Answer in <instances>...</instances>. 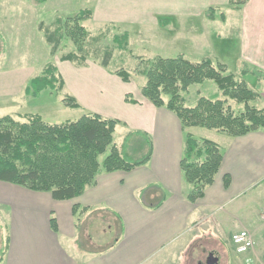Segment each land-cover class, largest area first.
<instances>
[{
    "label": "crops",
    "instance_id": "crops-1",
    "mask_svg": "<svg viewBox=\"0 0 264 264\" xmlns=\"http://www.w3.org/2000/svg\"><path fill=\"white\" fill-rule=\"evenodd\" d=\"M228 2L97 0L96 6L101 21L124 23L143 33L145 55L183 56L190 62L211 58L232 72L244 65L260 72V81L246 78L258 95L250 106L262 109L264 0H248L238 9ZM208 9L214 10L213 19L205 16ZM160 21L167 23L162 26ZM222 33L224 42H220ZM58 70L64 77V95L72 97L84 113L119 121L125 134H146L152 143L151 158L131 172L98 175L93 186L71 200L55 201L49 193L0 182L4 218L0 238L3 229L6 236L0 264H185L184 256L214 210L231 205L250 190L261 189L264 198L263 130L234 138L205 130L222 149V162L203 198L190 203L186 196L191 188L180 170L184 135L175 114L155 108L140 96V89L100 66L75 68L65 63ZM33 76L21 65L0 67V118L25 114L24 90ZM126 96L134 103L126 102ZM8 110L9 114L3 113ZM195 130L189 131L193 135ZM259 235L264 246V235ZM255 245L259 246L256 241ZM252 257L264 260L263 247L242 260L249 263Z\"/></svg>",
    "mask_w": 264,
    "mask_h": 264
},
{
    "label": "trees",
    "instance_id": "trees-1",
    "mask_svg": "<svg viewBox=\"0 0 264 264\" xmlns=\"http://www.w3.org/2000/svg\"><path fill=\"white\" fill-rule=\"evenodd\" d=\"M247 1L229 0L228 5L238 9ZM90 16L91 12L82 11L65 21L56 19L52 26L39 24L38 30L49 47L51 57L57 54L62 40L67 37L80 56L67 54L60 58L61 62L74 63L76 67L83 68L86 60L91 58L94 62L99 60V66L107 69L112 49L100 46L107 37V31L91 37L81 25ZM205 16L213 19L214 10L208 9ZM166 23L159 22L162 26ZM127 36L124 33L121 38H113L122 50L125 49ZM115 75L123 83L130 80L124 70L115 72ZM138 75L146 79L140 89L141 96L155 108L172 112L180 122L184 135L180 170L184 183L191 188L186 199L194 203L203 198L205 190L213 184L223 154L217 144L208 139L196 140L189 130L216 131L232 138L264 131V108L250 106L258 95L228 73L224 65H214L209 59L199 62H190L183 56L145 59L141 61ZM204 81H212L222 99L211 101L199 97L194 107H185L181 94L186 93L191 85ZM63 87L55 67L48 64L40 75L29 81L24 95L38 98L42 92L61 91ZM228 100L242 105V111L235 113ZM125 101L134 103L127 96ZM62 103L68 109H79L70 96H65ZM20 118L25 121L20 122ZM20 118H0V182L33 192L49 193L55 201L79 197L95 184L102 173L131 172L147 165L151 158L152 143L144 133L129 132L123 137L121 145L118 148L115 146L114 132L123 125L117 120L92 113L53 125L44 123L36 115ZM224 185L227 186V179ZM76 211L77 208H74L73 213ZM50 222L53 227V220ZM4 251L5 247L0 251V261Z\"/></svg>",
    "mask_w": 264,
    "mask_h": 264
},
{
    "label": "rangeland",
    "instance_id": "rangeland-1",
    "mask_svg": "<svg viewBox=\"0 0 264 264\" xmlns=\"http://www.w3.org/2000/svg\"><path fill=\"white\" fill-rule=\"evenodd\" d=\"M96 2L97 0H44L43 2H39L38 0H0V60L2 58L4 60L3 63H0V67L21 65L25 69L33 71V78L40 75L48 64L55 67L59 77L61 76L58 68L62 64L66 63L78 68L74 63L60 61V58L67 54L80 56L72 42L65 37L61 42L57 54L51 57L49 47L45 44L38 26L41 23L45 26H52L56 19L65 21L69 18H74L82 11H89L91 12V16L85 18L81 22V25L91 37L107 31V37L101 41L100 46L112 49V59L105 70L115 77H117L115 72L124 70L130 76V80L126 84L138 90L141 89L146 83V79L138 75L141 61L158 56L144 54L143 43L141 42L143 33L138 29H129L127 26H124V23L120 24L107 20L101 21L100 16L97 15L98 7L96 6ZM105 13H107L106 10ZM215 26L219 25L216 24ZM124 33H127L128 36L125 41V49L122 50L113 38H121ZM221 35L222 40L220 42H224V34L222 33ZM209 60L214 65L217 63L224 65L228 73L233 74L236 80L243 81L248 88L247 75L254 76L259 81L263 78L260 72L254 74L253 72L256 70L249 69L245 65L242 66L240 71L232 72L222 61L211 58ZM91 66H99V60L94 62L91 58H88L83 68ZM243 71H246L247 74L243 75ZM63 90L64 87L61 91L47 90L42 92L38 98L25 96L26 103L23 107L25 114L19 117H11L18 120L22 116L36 115L44 123L50 125L59 124L66 120L74 121L78 119L84 114L83 110H71L64 107L62 100L67 95H64ZM181 96L184 98V106L188 108L194 107L199 97L211 101L222 99L221 93L212 81H204L199 85H191L187 92L181 94ZM228 103L231 104V108L235 113L242 111V105H238L230 100H228ZM3 113L9 114L10 112L8 110V112ZM19 120L20 122L25 121L24 118H20ZM195 129L197 130L193 132V135L191 131L189 132L196 140H200L199 138L209 140L207 135L209 133L205 129ZM125 133L126 130L122 127L116 128L113 140L117 148L121 145L122 139L126 135ZM210 134L216 135V132L212 131ZM216 140L218 141V138ZM260 192H262L261 189L250 190L231 205L214 210L215 213L210 223L203 225L204 230L199 233L198 239L184 256V263L197 264L199 261H204L209 254H214L218 259V264H239L238 260L250 258L257 250L262 251V247L264 249L262 245L263 240L259 234L262 233L264 235V222L260 220L259 213L264 209V198ZM2 219L4 218L0 215L1 225L3 223ZM242 230L252 233L255 240L253 239L254 245L249 253L237 255L231 244V236ZM255 235L257 236L255 237ZM5 238L3 229L0 238V244L1 246L3 245V248L6 243ZM255 241L259 245L258 247L255 245ZM254 257H252L253 259L249 263H244L242 260L243 263L240 264H264V260L256 261Z\"/></svg>",
    "mask_w": 264,
    "mask_h": 264
},
{
    "label": "built area",
    "instance_id": "built-area-1",
    "mask_svg": "<svg viewBox=\"0 0 264 264\" xmlns=\"http://www.w3.org/2000/svg\"><path fill=\"white\" fill-rule=\"evenodd\" d=\"M259 218L264 222V210L259 213ZM231 244L237 255H245L253 248V239L247 230L234 233L231 236Z\"/></svg>",
    "mask_w": 264,
    "mask_h": 264
},
{
    "label": "water",
    "instance_id": "water-1",
    "mask_svg": "<svg viewBox=\"0 0 264 264\" xmlns=\"http://www.w3.org/2000/svg\"><path fill=\"white\" fill-rule=\"evenodd\" d=\"M204 264H218V259L212 254H209Z\"/></svg>",
    "mask_w": 264,
    "mask_h": 264
},
{
    "label": "flooded vegetation",
    "instance_id": "flooded-vegetation-1",
    "mask_svg": "<svg viewBox=\"0 0 264 264\" xmlns=\"http://www.w3.org/2000/svg\"><path fill=\"white\" fill-rule=\"evenodd\" d=\"M214 257H215V255L214 254H212ZM208 257V256H207ZM207 257H206V259H207ZM206 259L204 260V261H199V262H197V264H204L205 263V261H206Z\"/></svg>",
    "mask_w": 264,
    "mask_h": 264
}]
</instances>
